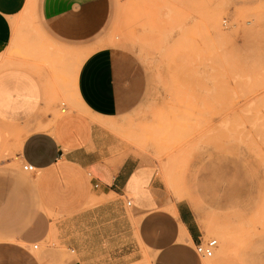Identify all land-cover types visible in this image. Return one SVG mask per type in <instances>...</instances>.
Returning <instances> with one entry per match:
<instances>
[{
  "label": "rangeland",
  "instance_id": "rangeland-1",
  "mask_svg": "<svg viewBox=\"0 0 264 264\" xmlns=\"http://www.w3.org/2000/svg\"><path fill=\"white\" fill-rule=\"evenodd\" d=\"M34 16L27 0L11 23L19 33L21 25L35 28ZM106 34L104 45L138 75L137 96L125 115L94 123L119 143L121 159L133 157L141 173L154 174L169 204L164 210L185 205L202 242L216 240L202 264H264V0H116ZM87 54L74 50L64 60L72 69L64 72L67 93ZM12 56L31 60L20 51ZM56 104L59 115L70 109L66 97ZM108 201L119 203L121 239L104 230L113 218L91 215L83 230L81 213L50 216L55 238L48 233L38 250L58 248L70 262L115 264L112 251L128 255L139 245L148 261L128 199Z\"/></svg>",
  "mask_w": 264,
  "mask_h": 264
},
{
  "label": "crops",
  "instance_id": "crops-1",
  "mask_svg": "<svg viewBox=\"0 0 264 264\" xmlns=\"http://www.w3.org/2000/svg\"><path fill=\"white\" fill-rule=\"evenodd\" d=\"M32 2L35 28L21 25L17 33L11 22L27 0H0V167L10 165L0 173V264H86L70 262L58 248L38 250L37 243L48 233L55 238L50 216L79 213L83 230L91 215L113 218L104 230L121 239L112 196L132 200L135 237L149 259L137 245L128 255L112 251L115 264H202L195 252L202 235L190 210L183 204L164 210L169 204L154 187V174L141 173L133 157L121 159L119 143L93 121L125 115L137 96L138 75L104 45L116 0ZM74 50L88 54L67 93L64 72L72 69L64 60ZM15 51L31 60L13 57ZM63 97L70 109L59 115ZM17 164L34 171L23 175Z\"/></svg>",
  "mask_w": 264,
  "mask_h": 264
},
{
  "label": "built area",
  "instance_id": "built-area-1",
  "mask_svg": "<svg viewBox=\"0 0 264 264\" xmlns=\"http://www.w3.org/2000/svg\"><path fill=\"white\" fill-rule=\"evenodd\" d=\"M62 107H64V105L62 104ZM65 109V108H64ZM21 170L24 173H32L33 167L28 165V164H23L21 166ZM126 205L129 207L130 206V202H127ZM217 244L215 240H208L207 242H202L199 241L197 243V245L195 246V251L198 255H201L205 258H211L213 256L214 253V249L216 248ZM34 249H37L36 246L33 247Z\"/></svg>",
  "mask_w": 264,
  "mask_h": 264
},
{
  "label": "bare ground",
  "instance_id": "bare-ground-1",
  "mask_svg": "<svg viewBox=\"0 0 264 264\" xmlns=\"http://www.w3.org/2000/svg\"><path fill=\"white\" fill-rule=\"evenodd\" d=\"M62 111H63V110H62ZM213 230H214V228H213ZM215 241H216V240H215ZM220 241L223 242V238H222V237L220 238ZM221 242H220V243H221ZM229 242H230V241H229ZM229 242H228V243H229ZM216 244H217V242H216ZM223 245H224V243H223ZM223 249H224V250H220V253H221L220 255H222V256H221V259H222L223 257L226 256V252H227V251H226L227 249H226L225 247H223ZM214 250H215V249H214ZM195 252H196V251H195ZM196 254H197V253H196ZM197 256H198L199 258H202V259H209V258H205V257H203V256H201V255H198V254H197Z\"/></svg>",
  "mask_w": 264,
  "mask_h": 264
}]
</instances>
